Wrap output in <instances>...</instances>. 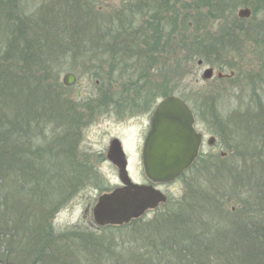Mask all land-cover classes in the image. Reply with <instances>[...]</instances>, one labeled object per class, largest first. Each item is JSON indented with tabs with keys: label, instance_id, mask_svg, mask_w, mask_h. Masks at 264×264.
Here are the masks:
<instances>
[{
	"label": "rangeland",
	"instance_id": "obj_1",
	"mask_svg": "<svg viewBox=\"0 0 264 264\" xmlns=\"http://www.w3.org/2000/svg\"><path fill=\"white\" fill-rule=\"evenodd\" d=\"M169 1L166 0V6L160 13H158V9L136 7L141 3V0L133 1L128 6L129 8L121 7L123 0H117L119 6L117 11L103 10L104 13H100L98 12L99 4L95 3V0H19L25 14H17L16 18L22 16L20 19L26 18L29 23L36 20L46 23L47 20L52 22V20L56 21L55 19L60 22L54 24L53 38H57L55 42L67 45L62 46L55 55L51 56L50 54L54 60L50 65L60 74L57 77L61 84L63 83L67 87L66 92L63 93L64 96L72 103L74 102L82 112L79 118L80 122L77 123L79 141L76 154H80L79 159L82 161V165H80L84 171L81 183L86 185L81 189L77 182L76 186L72 185L66 192L67 201L55 212L54 224L58 231L73 226L81 227L80 229L86 227L87 233L101 235L97 239L100 242L104 241L105 244L111 242L110 244L116 248L120 246L119 241L122 240L120 230L111 229L108 225H98L93 215V208L98 202L99 196L112 191L121 184L118 168L107 157L111 142L116 137L123 141L130 160L129 169L132 179L138 183L149 182L142 161L143 143L150 124L149 110L157 100L175 95L185 99L197 112L199 121L197 125L207 135L206 140L211 136H217V142L213 145L205 141L204 154L211 155L213 150L216 152L220 148L223 151H218V154L210 156L209 165L203 171L201 179H192L189 176L159 186L167 194L169 201L160 204L155 209L158 211L148 210L140 218L147 215L146 221H149L154 219V213L167 212L171 206V200L185 199L186 196L195 199L197 188H199L198 183L207 187L206 174L208 173L213 180L214 174H217L219 169V172H222L219 175L226 187L221 188L225 189L218 194L219 199L215 200L216 204L211 206L212 208L213 206L219 207V210H216L218 216L209 212L205 216L207 227L201 230L210 231L208 232L210 238L214 237L213 229L222 231V235L215 236L219 237L218 239L225 245L221 249H217V246L216 248L210 246L209 250L203 247L205 249L200 253H195L194 257H187L188 250H193L196 246L195 243L199 242L197 238L193 245L188 246L187 251L186 248H183L176 253L166 248L165 256L153 254L148 247L144 249L143 242H139L138 249L141 254H137L136 261L137 264H226V259L223 257L213 258L212 256L231 254L233 252L228 251L227 247H237L236 238L239 237L238 241L240 242V237L253 236L254 229L264 231V21H256L263 27L259 31L260 36H253L250 27L255 22L251 25L250 22L254 19L240 21L237 16L239 7L233 11V14L230 12L231 20L227 24L225 17L215 20L216 17L211 14L208 7L209 0H176V4L173 2L175 0ZM75 5L81 8L82 6H91L93 10H89L90 12L88 11L84 17L82 14H77V17L80 18L78 23L77 20L72 21L76 14H64L67 11L74 12ZM95 14L98 21L100 19L101 25L99 24L97 27V33L94 25L93 32L88 36L80 27L87 20L95 19ZM39 15L43 16L39 17ZM169 15L175 16V18L171 19ZM263 15L264 13L261 18ZM161 16H166V21H171V24L172 21H177L180 26L182 22L183 24L184 22L188 23L189 28L184 32L187 36L186 51L181 54V48L178 46V49H174L175 52L178 51V54L173 58L169 46L170 50L168 53L165 52L166 58L161 62V65L165 66L164 69H161L159 73L153 69L150 70L149 84L148 86L145 84L147 88L142 90V83L138 81L141 78V72L134 70L132 75H130V71L127 72V75L114 73L110 57V54H113L114 46L103 43L100 46L102 50L99 51V46L94 45L93 40L99 34L98 37L101 38H108L109 33L115 37L116 31L119 29L118 24H128V20L130 24L134 25V29H138L140 24L149 26L152 20L157 22ZM102 20L105 21V24L102 23ZM232 22L244 28L241 29L242 33L236 30L241 35L238 36L239 40L236 45H229L228 50L225 49L224 53L227 54L228 59L224 61L222 46L217 45L215 52L212 53V47L208 42L211 37L218 39V35H221L223 30L225 31L226 25L230 26ZM233 29L230 26L228 32L236 35ZM203 42L208 44L206 51L204 50L207 57L197 55L191 60L190 51L193 50L195 55L196 50H200ZM55 44H52L51 47ZM122 47L128 46L122 45ZM131 47L137 46L132 45ZM133 52L136 51L133 50ZM169 56L172 58L169 59ZM200 59L206 61L202 67L199 64ZM138 61L140 59L129 61V63L136 64ZM101 65L103 70L98 73L102 74L104 78L98 82L99 78L96 77L95 72ZM210 67L214 70L213 75L210 78H205V70ZM232 71H235V74ZM70 72L75 73L77 78L73 85H66L64 78ZM219 73H223L225 76L220 77ZM232 74L234 75L232 76ZM130 86L141 88L131 93L125 89ZM130 96L134 99L135 106L124 107L121 105L117 107L115 105V102L121 103L122 99H130ZM250 117L258 119L256 120L259 123L258 128L253 123H249L251 122ZM44 130L49 133L48 138L50 139L52 137L51 128ZM222 152L225 154L223 155ZM99 184L103 185L98 188ZM78 187L80 188L77 189ZM107 188H110V191H106ZM246 228L249 232L243 230ZM62 240L68 241L69 236H63ZM127 240L130 242V239ZM151 242L149 240L147 246H150ZM27 244V242L19 245L18 243L13 244L12 251L15 247L16 249L17 247L27 248ZM122 247H124V242ZM122 247H119V251L123 249ZM261 249L264 251V245ZM65 250L66 248L58 252V259H63L62 254H65ZM181 252L182 256L179 257ZM17 253L22 258L27 255H24L22 251ZM69 255L72 254L68 252V258H70ZM18 261H23V259ZM244 261L248 262L249 260L245 259ZM254 262L264 264V258L260 256ZM99 263L107 264L104 258H101Z\"/></svg>",
	"mask_w": 264,
	"mask_h": 264
},
{
	"label": "trees",
	"instance_id": "obj_2",
	"mask_svg": "<svg viewBox=\"0 0 264 264\" xmlns=\"http://www.w3.org/2000/svg\"><path fill=\"white\" fill-rule=\"evenodd\" d=\"M250 1L244 0L245 5H249ZM89 10L91 9L79 11V8H74V12L67 11L64 14H76L72 21L77 20L79 23L77 14L84 17ZM17 14H25L19 0H0V264H100L101 258L107 264H137V254H141L139 242H143L144 249L148 247L153 254L163 256L166 248L176 253L183 248L187 251L196 238L199 242L195 243L193 250H188L187 257H194L195 253H200L205 248L209 250L210 246L223 248L225 243L215 236L222 235V231L213 229L214 237L210 238V231L201 230L207 227L205 216L209 212L218 216L216 210L219 207L211 206L216 204L218 194L225 189L221 188L226 187L219 169L213 180L206 174L207 187L198 183L195 199L186 196L185 199L171 200L167 212L154 213V219L149 221H146V215L125 225L108 226L122 233V240L119 242L121 247L124 242V247L121 251L120 246L116 248L111 242L105 244L104 241L97 240L101 235L87 233L86 227L80 229L81 227L73 226L58 231L54 216L66 203V192L72 185L76 186L77 182L81 189L86 185L81 183L84 171L80 154H76L79 141L77 123L80 122L82 112L64 96L67 87L61 84L57 77L60 74L50 65L54 62L51 56L67 45L57 43V38H53L54 24L60 22L57 19L52 22L47 20L46 23L36 20L33 24L26 18L20 19L22 16L16 18ZM84 24L80 28L87 35L93 32L94 25L97 33L99 23L96 14L95 19L91 18ZM118 26L114 35L117 38H169L172 42H167L168 45L165 46H170L173 58L178 54V51H174L178 46L181 54L186 51L187 36L184 32L189 28L188 23L182 22L180 26L172 21V24L170 22L156 28L140 24V28L134 29V25L128 20V24L121 23ZM132 29L135 31H131ZM250 30L253 36H257L255 24ZM59 33L62 36L61 31ZM107 36L112 37L113 34L109 33ZM52 44L55 45L51 47ZM207 47L208 44L203 42L200 50L194 51L195 55L191 50V60L197 55L207 57ZM165 52L168 53V50ZM95 73L99 78V73ZM250 118L249 123L258 128V119ZM43 128H51L50 139L49 133ZM209 160L207 154L202 153L179 179L189 176L201 179ZM102 185L99 184L98 188ZM105 190L110 191V188ZM156 211L158 210L153 212ZM243 230L247 231V228ZM256 231L254 229L255 233L251 237H240V242L239 237L236 238L234 242L238 246L227 247L233 253L212 257H223L226 264H256L255 259L260 256L264 258V251L261 249L264 245V231H257L259 234ZM63 236H69V240L63 241ZM149 240L152 242L147 246ZM24 242L28 243L27 248L15 247L12 251L13 244ZM64 248L66 255L63 253V259H58V252ZM74 248L76 252L73 251ZM18 251L27 255L22 258ZM68 252L72 254L69 255L70 258L67 256ZM180 254L179 257L182 252ZM19 259L23 261H18ZM245 259L249 261L245 262Z\"/></svg>",
	"mask_w": 264,
	"mask_h": 264
},
{
	"label": "water",
	"instance_id": "obj_3",
	"mask_svg": "<svg viewBox=\"0 0 264 264\" xmlns=\"http://www.w3.org/2000/svg\"><path fill=\"white\" fill-rule=\"evenodd\" d=\"M240 14L248 16L250 10L242 9ZM213 71L212 68L206 69L204 77H212ZM219 76L225 75L219 73ZM64 81L67 85H73L75 74H66ZM195 124L193 110L181 97L171 95L158 104L143 148V165L150 181L148 183H138L132 179L123 142L118 137L112 140L108 158L119 167L122 185L99 196L93 208L98 225L130 223L168 200L167 194L159 186L176 181L200 154L204 136Z\"/></svg>",
	"mask_w": 264,
	"mask_h": 264
},
{
	"label": "flooded vegetation",
	"instance_id": "obj_4",
	"mask_svg": "<svg viewBox=\"0 0 264 264\" xmlns=\"http://www.w3.org/2000/svg\"><path fill=\"white\" fill-rule=\"evenodd\" d=\"M133 1L136 0H123L122 2V6L121 7H125V8H129L128 6H130L132 4ZM173 0H170L169 2H172ZM89 2V1H86ZM176 4V0L173 1ZM95 3L99 4V9L98 12L100 13H104L102 12L103 10L105 11H117L118 9V5H117V0H95ZM131 3V4H130ZM166 6V0H141V3L137 4L136 7H139L141 9H146V8H150L151 10L153 9H158V13L163 12V7ZM208 7L209 10L211 12V14H213L216 18L215 20H220L223 19L224 17L227 18V24L230 23L231 20V15L230 12L233 14V11L236 10L239 7L238 10V19L241 20H249L250 18H253L254 20L250 22V25L253 24V22H255V29L258 30V34L257 36H260L261 34L259 33V31L262 29V25H259L256 21H260L263 22L264 21V15L262 16L263 18H261V15L264 13V0H251L249 2V5H245L244 0H209L208 3ZM75 8H79V11H83V10H87L88 8L93 10V7L91 6H82L81 7H75ZM242 9H249L250 10V14L248 16H242L240 14V11ZM212 15V16H213ZM105 16V15H104ZM170 18L174 19V17H172L171 15H169ZM230 16V17H229ZM160 20H157V22L155 20H152L149 23V26H152L153 28L156 27H160V26H164L165 24H169L171 21H166V16H161L159 17ZM103 19V18H102ZM212 19H214L212 17ZM104 22V20H102V23ZM98 23L101 25V21L99 19ZM175 24L179 25V23L177 21H174ZM233 27V31L235 32L236 35L234 34H229L228 30L229 27ZM230 26L226 25L225 31H222L221 35H218V39H215L211 37V40L208 42L209 45L212 47L211 52L214 53L215 52V47L217 45L222 46L223 51L222 53L226 52L225 49L228 48L229 45H236V42L239 40V37L241 34H238V32L240 31V33H242L243 30V26H240L239 24L232 22L230 24ZM223 29V28H222ZM242 29V30H241ZM236 30L238 32H236ZM131 31H135L134 29H132ZM98 32V31H97ZM100 35V34H99ZM98 35V36H99ZM96 37L93 40L94 45L99 46V51L102 50V48L100 47L101 45L104 44H109V45H113L114 47L112 48L113 54H110L111 57V68L114 71V73L120 74V75H127V72L130 71V75L133 74L134 70L135 72H141L140 80H138L139 82L141 81V86H142V90H144V88H147L146 86H148L149 84V72L150 70H154L156 72L159 73V71L161 69H164V65H161V62L164 61L163 59H165V51L166 50H170V48H167L165 45L167 42H172V40H167L165 38H160V37H149V38H134V37H129V38H117V37H105V38H101V37ZM239 36V37H238ZM238 37V38H237ZM258 38V37H257ZM86 43V42H85ZM122 45H126L128 47L123 48ZM132 45H135L137 47H131ZM133 50H135L136 52H133ZM228 50V49H227ZM125 52V53H123ZM172 57L169 56V59H171ZM224 58V61H227L228 56L226 53H224V56L222 57ZM140 59V61H138L136 64H132L129 63V61H133V60H137ZM205 60L204 59H200L199 64L200 67L205 65ZM213 67V66H212ZM211 68V67H210ZM133 69V70H132ZM216 69V68H215ZM99 72L101 73V70H103L102 65L97 69ZM235 74V71H232ZM72 73V72H70ZM68 74V73H67ZM75 74V73H73ZM232 74V76L234 75ZM76 76V75H75ZM227 77V75H226ZM77 78V77H76ZM103 75L99 74V80L98 82H101V80L103 79ZM146 84V86H145ZM130 85H132V83L130 82ZM139 88L141 87H129L126 88V91L129 92H134L137 91ZM131 97V96H130ZM162 100V99H161ZM160 99L157 100L156 102H154L153 107L151 108V110H149V116H150V124L148 127V131L146 133L145 139L151 129V120H152V116L153 113L155 111V109L157 108L158 104L161 101ZM115 105L117 107L124 105V107H128V106H135V101L134 99L131 97L130 99H122V102H115ZM190 105V104H189ZM191 107V105H190ZM192 109V107H191ZM194 114H195V118H196V127L198 129L199 132L203 133L204 136V140H203V145L201 147V152L200 155L203 152V147H204V143L205 141H207L209 144H215L217 142V136H211L209 139L206 140L207 135L198 128V116H197V112L194 111V109H192ZM214 138V139H212ZM145 139H144V143H145ZM144 143H143V147H144ZM126 149V148H125ZM221 152L223 151V149H217L216 152L215 150H213V152H211V155H207L209 158L210 156L212 157L213 155L218 154L217 152ZM222 154L224 155L225 153L222 152ZM142 155H143V148H142ZM115 164V163H114ZM116 165V164H115ZM130 166V164H129ZM116 167L118 168L119 172L120 169L119 167L116 165Z\"/></svg>",
	"mask_w": 264,
	"mask_h": 264
}]
</instances>
